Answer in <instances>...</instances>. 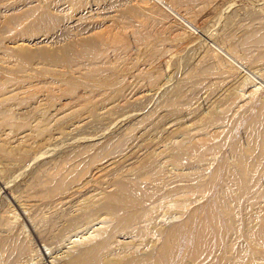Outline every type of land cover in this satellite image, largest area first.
<instances>
[{"label":"rangeland","instance_id":"1","mask_svg":"<svg viewBox=\"0 0 264 264\" xmlns=\"http://www.w3.org/2000/svg\"><path fill=\"white\" fill-rule=\"evenodd\" d=\"M159 2L0 0V264H264V0Z\"/></svg>","mask_w":264,"mask_h":264},{"label":"bare ground","instance_id":"2","mask_svg":"<svg viewBox=\"0 0 264 264\" xmlns=\"http://www.w3.org/2000/svg\"><path fill=\"white\" fill-rule=\"evenodd\" d=\"M155 1H157V2H159V1H161V0H155ZM160 3V2H159ZM163 3V2H162ZM163 6H165L170 12H172L175 16H177L184 24H186L189 28H191L192 27V24H190V22L188 21V20H186V19H184V18H182L179 14H177L176 12H174V10L172 9V8H170V7H168L167 5H163ZM81 18V17H80ZM77 19V18H76ZM192 29V28H191ZM193 29H194V27H193ZM6 32V31H5ZM40 44V42H35V46H37V45H39ZM14 46L15 47H24V46H26V43H24V42H14ZM217 46V45H216ZM38 47H41V46H37V48ZM215 47V46H214ZM4 48V47H3ZM2 48V49H3ZM1 49V48H0ZM216 49V48H215ZM90 50V49H89ZM89 50H88V52H89ZM216 50H218V51H220L221 53H223L229 60H230V62H233L235 65H240V64H238L237 63V61L238 60H236L234 57H236V55L234 56V54H232L233 56H231V55H229V54H231V53H229V54H227L228 52H226V51H223L222 49H221V47L220 46H217V49ZM10 52V49H8V48H6V50H5V52ZM87 52V50L86 51H84L83 53V55H86L87 57H88V55H89V53ZM13 54V53H12ZM49 55V54H48ZM46 56V55H45ZM49 57V56H48ZM239 59V58H238ZM77 64V63H76ZM79 64H80V62H79ZM1 65V64H0ZM241 66V65H240ZM81 67V66H80ZM239 67V66H238ZM242 67V66H241ZM250 76V78H252V79H256V78H254L255 76H252V75H249ZM248 79V78H247ZM246 80V79H245ZM244 82V81H243ZM255 84V83H254ZM262 85H264V83H262ZM255 86V88L257 89L258 87H256V84L254 85ZM253 86V87H254ZM254 88V89H255ZM261 89V88H260ZM0 90H4V87H3V89L1 88ZM18 90V89H17ZM21 90V89H20ZM12 92V91H11ZM244 94V93H243ZM241 95H242V93H241ZM3 97H4V95H2ZM11 96V95H10ZM9 96V97H10ZM21 98V97H20ZM8 99H10V98H8ZM6 100V99H5ZM5 100H3L4 102H5ZM19 100V99H18ZM1 104V103H0ZM8 106V105H7ZM5 109V108H3V107H1L0 106V109ZM10 108V107H9ZM7 109H8V107H7ZM9 110V109H8ZM12 114V113H11ZM10 113H8V112H6V110H4V111H1L0 110V121L1 120H4V119H8L9 117H10V115H11ZM14 116V115H13ZM10 119H11V117H10ZM7 136V134H5V132H4V134H2L0 137L2 138V139H0V157L1 158H6V160H7V157H8V159H9V155H11L13 152L12 151H14V150H11L10 149V147L8 146V143H9V141H8V138L6 137ZM11 142V141H10ZM257 147V146H256ZM261 148H262V152H264L263 150H264V142L261 144ZM250 149V148H249ZM19 154V153H18ZM14 155H12V157H13ZM11 158V157H10ZM24 158V157H23ZM244 158V157H243ZM242 157H240L239 159H238V164H239V167L238 168H240V174L242 175V177H243V180H242V177H240V182H242V181H244V179H251L250 177H252V174H251V172H252V170L253 169H255V167H256V163L253 165V166H249L250 168H245L246 167V165H245V161H244V159H243ZM18 159V158H17ZM16 160V159H15ZM258 160V159H257ZM256 159H255V161H257ZM12 162V161H11ZM251 164H252V162H251ZM23 166V165H22ZM55 169V168H54ZM24 170V169H23ZM51 170H52V168H51ZM254 171V170H253ZM47 172V171H46ZM51 172H53V171H51ZM51 172H50V174H51ZM55 172V171H54ZM49 173V172H48ZM47 173V174H48ZM39 174V173H38ZM53 174H55V173H53ZM42 176H43V174H41ZM206 175V174H205ZM239 175V174H238ZM55 176V175H54ZM44 177V176H43ZM42 177V178H43ZM152 177V176H151ZM238 177V176H237ZM230 180V179H229ZM55 181H57V180H55ZM148 181V180H147ZM42 182V181H41ZM41 182H37L36 183V186H40L41 185ZM43 183V182H42ZM140 183V182H139ZM228 183V182H227ZM226 183V184H227ZM49 184V183H48ZM54 184V183H53ZM124 184V183H123ZM123 184H121L122 185V188L125 190V192H128V195H131V196H136L137 197V195H136V192L133 190H131L127 185H123ZM31 185V184H30ZM208 185V184H207ZM225 185V184H224ZM233 185V184H232ZM236 185V184H235ZM250 185V184H249ZM35 186V187H36ZM48 186V185H47ZM51 186V185H50ZM46 187V186H45ZM132 187V186H131ZM140 187H142V186H140ZM223 187V186H222ZM239 187L240 188H242L243 187V184L241 183V185H239ZM239 187H237V188H239ZM205 188V187H204ZM29 189V188H28ZM36 189V188H35ZM149 189V188H148ZM147 189V190H148ZM236 189V188H235ZM245 189V188H244ZM50 190V189H49ZM139 190V189H138ZM221 190V189H220ZM239 190V189H238ZM250 190V189H249ZM29 191V190H28ZM46 191V190H45ZM51 191H55V190H51ZM51 191H49V192H51ZM231 191V190H230ZM22 192V191H21ZM40 192V191H39ZM59 192V191H58ZM198 192V191H197ZM228 192H229V190H227V189H222L221 190V192H220V195L218 196V203H219V206H220V208L222 209V211L225 213L224 215H228V217H230V219H231V224H232V221L233 222H235V214L233 215V211L235 210V198H236V196L234 195L233 197H230V196H228ZM240 192V191H239ZM242 192V191H241ZM20 193V192H19ZM28 193V192H27ZM152 194V193H151ZM20 195V194H19ZM30 195V194H29ZM33 195V194H32ZM54 195H56V194H54ZM126 195V194H125ZM232 196V195H231ZM28 197V196H27ZM34 197V196H33ZM55 197V196H54ZM23 198H25V197H23ZM47 198V197H46ZM50 198H52V197H50ZM216 199V198H215ZM25 200V199H24ZM37 201V200H36ZM24 202V201H23ZM54 202V201H53ZM22 203V202H21ZM55 203V202H54ZM53 203V204H54ZM184 203V202H183ZM27 205V204H26ZM40 205V204H39ZM186 205V204H185ZM35 206V205H34ZM45 206H47V205H45ZM49 206H51V205H49ZM53 206V205H52ZM189 206V205H188ZM28 207V206H27ZM212 207V206H211ZM26 208V207H25ZM213 208V207H212ZM47 209V208H46ZM26 211V210H25ZM181 211V210H180ZM51 212V211H50ZM222 212V213H223ZM236 213V212H235ZM210 214V213H209ZM31 215V214H30ZM55 215V214H54ZM62 215V214H61ZM84 215V214H83ZM215 215V214H214ZM233 215V216H232ZM254 215V214H253ZM39 216V215H38ZM27 217H30V216H27ZM32 217V216H31ZM58 217V216H57ZM56 217V218H57ZM71 217V216H70ZM215 217H216V215H215ZM224 217V216H223ZM255 218V217H254ZM52 219V218H51ZM72 219V218H71ZM215 219V218H214ZM253 219V218H252ZM44 220V219H43ZM205 220V219H204ZM217 221H218V218L216 219ZM238 220V219H237ZM237 220H236V222H237ZM11 221V220H10ZM59 221V220H58ZM64 221V220H63ZM227 221V220H226ZM230 221V220H229ZM240 221V220H239ZM46 222V221H45ZM65 222V221H64ZM228 222V221H227ZM47 223V222H46ZM53 223V222H52ZM215 223H217V222H215ZM56 224V223H55ZM62 224V223H61ZM202 224V223H201ZM235 225L237 224V223H234ZM247 224V223H246ZM33 225V224H32ZM65 225V224H64ZM77 225V224H76ZM248 225V224H247ZM9 226V225H8ZM34 226H36L35 224H34ZM52 226H53V224H52ZM51 226V227H52ZM59 226V225H58ZM78 226H79V224H78ZM250 226V225H249ZM70 227V226H69ZM205 227V226H204ZM220 227V226H219ZM232 227V226H231ZM236 227V226H235ZM248 227V226H247ZM246 227V228H247ZM14 228V227H13ZM55 228V227H54ZM249 228V227H248ZM17 229H19V228H17ZM62 229V228H61ZM217 229V228H216ZM38 230V229H37ZM43 230V229H42ZM41 230V231H42ZM203 230H205V229H203ZM244 230V229H243ZM49 231V230H48ZM47 231V232H48ZM51 231V230H50ZM46 232V233H47ZM196 232V231H195ZM204 232V231H203ZM1 233V232H0ZM3 233V232H2ZM16 233V232H15ZM17 234H19V233H17ZM203 234V233H202ZM206 234V233H205ZM204 234V235H205ZM255 234V233H254ZM42 235V234H41ZM7 236V235H6ZM46 236V235H45ZM45 236H41V237H45ZM175 236V235H174ZM5 237V236H4ZM166 237V236H165ZM173 238L174 237H171V239H170V241H169V244H172V241H173ZM201 239H202V236H201ZM230 239V238H229ZM248 239V238H247ZM252 239H254V238H252ZM6 240V239H5ZM4 240V241H5ZM195 240V239H194ZM255 240V239H254ZM11 241V240H10ZM198 242V241H197ZM206 242V241H205ZM230 242V241H229ZM254 242V241H253ZM19 243H20V241H19ZM252 243V242H251ZM196 244H198V243H196ZM14 245H15V242H14ZM13 245V246H14ZM20 245V244H19ZM251 245V244H250ZM4 246V245H3ZM202 247V246H201ZM14 248H15V246H14ZM199 248H200V246H199ZM205 248V247H204ZM231 248H232V246H231ZM10 249H12V248H10ZM168 249V248H167ZM9 250V249H8ZM197 250H199V249H197ZM18 251V250H17ZM241 251V250H240ZM1 252V251H0ZM8 252V251H7ZM18 253V252H17ZM16 253V254H17ZM91 252H84V253H82V254H79V255H77L76 257H74V258H72L69 262H67L66 264H85L86 262H87V257H88V255L90 254ZM10 254V253H9ZM93 253H91L90 255H92ZM228 254V253H227ZM4 255V254H3ZM7 255V254H6ZM15 255V254H14ZM18 255V254H17ZM94 255V254H93ZM11 256V255H10ZM194 256V255H193ZM3 257V256H2ZM92 257V256H91ZM90 257H88V259H89ZM2 259V258H1ZM240 259V258H239ZM7 260V259H6ZM98 261H99V259H98ZM234 261V260H233ZM13 262V261H12ZM230 262V261H229ZM2 263H3V261H2Z\"/></svg>","mask_w":264,"mask_h":264}]
</instances>
